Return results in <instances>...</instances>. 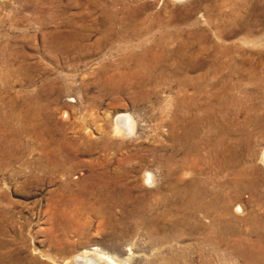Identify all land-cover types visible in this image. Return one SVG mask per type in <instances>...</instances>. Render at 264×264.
I'll use <instances>...</instances> for the list:
<instances>
[{
    "label": "rangeland",
    "instance_id": "obj_1",
    "mask_svg": "<svg viewBox=\"0 0 264 264\" xmlns=\"http://www.w3.org/2000/svg\"><path fill=\"white\" fill-rule=\"evenodd\" d=\"M256 116L264 0H0V264H264L261 199L227 195L244 169L264 200V130L236 164L209 130Z\"/></svg>",
    "mask_w": 264,
    "mask_h": 264
},
{
    "label": "bare ground",
    "instance_id": "obj_2",
    "mask_svg": "<svg viewBox=\"0 0 264 264\" xmlns=\"http://www.w3.org/2000/svg\"><path fill=\"white\" fill-rule=\"evenodd\" d=\"M31 115H28L27 118H29ZM255 119L252 120H247V121H242L241 125H235L232 122H227L224 123L222 120H217L218 123L216 122V120L211 121V125H210V129L209 130H213L214 126H216L215 128H219L216 132H213V135H219L218 139L215 140L213 139L212 142H216L215 145H221L225 148V150L227 151L226 153V157L229 159H233L234 164L238 163V161H240V158L234 154V156L232 157V153L230 151L232 147L236 146H244L247 147V152L249 153H253L254 150V136H258V135H262L261 133L263 132V126H264V120L263 119H259L258 116L254 117ZM131 120H129L128 118L125 117H121L120 120L116 123L115 126V131L117 133H129L131 132L133 129ZM253 130V131H252ZM256 130V134L255 131ZM232 135H234L236 137V139H233ZM183 140H181V144H182ZM184 145V142H183ZM191 146V144L188 143V149ZM1 149H0V153H1ZM229 153V154H228ZM253 155V154H252ZM221 160L220 163V167L221 169L224 168V166L228 163H231V160ZM51 161L52 164V169L54 170H61V168L63 167L60 162H58L56 160L55 156H48V161ZM260 161L261 163L264 165V147L262 148L261 154H260ZM227 166V165H226ZM54 170V171H55ZM247 171L244 169H237L236 173H235V181L232 183L230 182L228 184V188H229V194L228 198L229 199H234L237 198L239 195V192L244 190V191H251V192H255L256 198L261 199L262 204L264 206V200L258 196L259 193L256 192V186L260 185V179L255 178L254 181H245V177ZM145 180L150 181L151 177L150 175L147 176V178H144ZM151 182V181H150ZM197 181H193V183H191V187L186 188L183 191V195L187 197V201H186V206L192 207L193 210H197L200 208H204L206 213H211L213 210H217L219 209L217 207L216 204L213 203H204L201 201V199L197 198L196 194L198 191V189L195 190V187H199ZM223 204V203H222ZM220 210L226 211L228 210V205L226 206V203L224 204V206H221ZM236 211L242 212L243 207L241 205H238L236 208ZM264 224V222H260L257 223L258 226L253 227L252 230L250 231V235L253 234L255 235V239L253 241H249V240H238L237 241V245L242 247L245 250V256L249 257V258H256L258 261L260 262H264V231L260 232L259 231V227H261L262 224ZM151 231V230H150ZM148 231V232H150ZM158 242H162L161 238L157 239ZM205 240L206 237H205ZM70 264H117L115 259L109 255H106L104 253L101 252H87L84 251L80 254H77L72 261L70 262Z\"/></svg>",
    "mask_w": 264,
    "mask_h": 264
}]
</instances>
